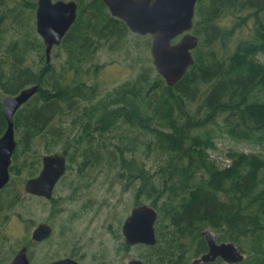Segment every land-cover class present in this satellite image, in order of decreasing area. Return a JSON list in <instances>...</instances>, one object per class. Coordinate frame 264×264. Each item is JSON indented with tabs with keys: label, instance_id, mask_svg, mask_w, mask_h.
Segmentation results:
<instances>
[{
	"label": "trees",
	"instance_id": "16d2710c",
	"mask_svg": "<svg viewBox=\"0 0 264 264\" xmlns=\"http://www.w3.org/2000/svg\"><path fill=\"white\" fill-rule=\"evenodd\" d=\"M37 1L0 0V136L3 98L39 84L15 113L11 171L32 176L51 151L71 163L80 155L79 164L105 160L126 186L136 185V203L158 208V242L136 245L145 264L190 263L208 250L207 228L245 257L197 264H264V0H198L192 32L199 42L183 77L168 85L139 54L137 73L112 88L99 79L97 55L129 48L125 20L104 0H77V18L47 61ZM220 138L258 149L230 146L223 165L213 156ZM109 259L120 264L107 255L99 263Z\"/></svg>",
	"mask_w": 264,
	"mask_h": 264
},
{
	"label": "water",
	"instance_id": "95a60500",
	"mask_svg": "<svg viewBox=\"0 0 264 264\" xmlns=\"http://www.w3.org/2000/svg\"><path fill=\"white\" fill-rule=\"evenodd\" d=\"M198 0H104L112 15L127 23L131 31L151 34V53L157 71L168 85L176 84L194 63L193 49L199 37L192 32L196 4ZM77 0H38L36 8V29L46 45L47 61L51 59L54 45L61 43L78 15ZM177 36H181L174 41ZM39 89V84H30L15 94L3 98V113L7 126L0 136V187L10 178V165L17 145L15 113ZM66 169V156L59 152L43 156L40 174L29 178L26 189L29 192L51 196L56 181ZM159 215L156 206L149 203L135 204L126 217L122 232L128 244H156L155 224ZM46 223L33 231V237L41 238L49 234ZM208 250L189 264L214 261L221 257L226 262H240L245 253L233 240H219L213 228L202 231ZM10 264H29L26 248L19 251ZM49 264H80L75 259H63ZM128 264H145L139 257H133Z\"/></svg>",
	"mask_w": 264,
	"mask_h": 264
},
{
	"label": "flooded vegetation",
	"instance_id": "af4514ba",
	"mask_svg": "<svg viewBox=\"0 0 264 264\" xmlns=\"http://www.w3.org/2000/svg\"><path fill=\"white\" fill-rule=\"evenodd\" d=\"M180 37L177 36L176 40ZM74 135L76 136L73 133L72 136ZM53 152L62 153L60 151L44 153L35 174L24 179L17 177V174L22 173V169H19L17 173L11 171L10 167V178L0 187V264H10L23 248H26L29 264H49L70 258L77 260L80 264H87L88 259L91 258L90 264H100L99 261H103L106 255L110 258L111 255H116L120 264L123 257V264H128L133 257L128 258L126 253L136 248L138 243L128 244L122 227L132 207L138 203L134 202L123 222L118 220L117 225L113 223L109 225L110 231L114 232L115 236L121 233V239L116 237L119 241H124L122 257L121 254L118 256L116 251L111 255L105 250H97L90 254L89 237L88 239L86 237L87 226L80 230L83 216L90 207L101 206L105 202H98L93 197H87V191L92 185L91 179L95 178L98 172H103V166L79 164L82 155L76 156L77 151H75L76 159L71 163L67 154L62 153L66 156V169L54 184L51 196L29 192L26 189L27 180L40 174L43 169V156ZM89 177L91 179H88ZM10 200L15 207H9ZM42 223L49 226V234L41 238L33 237V231ZM83 237L87 240H83ZM116 250L119 252V246ZM126 257L127 261H125ZM109 261L113 264L110 259Z\"/></svg>",
	"mask_w": 264,
	"mask_h": 264
},
{
	"label": "rangeland",
	"instance_id": "374dc122",
	"mask_svg": "<svg viewBox=\"0 0 264 264\" xmlns=\"http://www.w3.org/2000/svg\"><path fill=\"white\" fill-rule=\"evenodd\" d=\"M226 23H229V21H226ZM136 34L139 33L132 31L128 42L130 45L129 48H123L118 51H110L109 49L99 51L97 61L104 64L99 79L104 82L105 88H112L120 82L134 76L141 63L139 54L143 56V59L147 62V64H154L150 49L151 42L149 47H147L145 43V36L148 34H140L142 36L139 37ZM139 50H141V52H139ZM139 60L140 63H138ZM111 133L112 132H109L108 134L112 135ZM114 135L115 134L113 133L112 136ZM101 143H103V141ZM230 146L245 151L258 149V147L253 148L251 145L238 143L229 138H220L218 139L217 148L213 151V156L217 157L219 162L223 165H225V163H230V159L225 156L227 148ZM148 162L150 164L153 163V158L149 159ZM98 166H103L104 170L103 172H98L95 178H88L91 179L92 185L87 191V197H93L97 199L98 202H105L101 206L93 205L90 207V209L83 216L82 223L80 224V230L82 231L84 226H87L88 235L86 234V237L87 239L89 237L90 254L97 250H108L109 255H111V253H115L116 251L118 256H120V254L122 256L124 251L122 250L121 253H119L120 251L118 252L116 250L119 246V240L115 236L114 232L110 231L109 225L110 223L117 225L118 220L123 222L124 218L129 214L134 202L136 203L137 201L136 185L126 186L124 180L119 175V168L107 164L105 160L104 163L101 162V165ZM27 174L28 172L23 170L20 175L17 174V177H23L24 179L28 176ZM21 188H23V184H21ZM140 200L143 201V197ZM41 212L43 214L45 213L43 211ZM86 237H83V240H87ZM140 252L139 247L136 246V248H132L131 252L126 254L128 258H141ZM111 256L113 258L116 257V255ZM128 258L126 257L125 261H127ZM90 262L91 258L88 259L87 264H90Z\"/></svg>",
	"mask_w": 264,
	"mask_h": 264
},
{
	"label": "bare ground",
	"instance_id": "6f19581e",
	"mask_svg": "<svg viewBox=\"0 0 264 264\" xmlns=\"http://www.w3.org/2000/svg\"><path fill=\"white\" fill-rule=\"evenodd\" d=\"M158 209V208H157Z\"/></svg>",
	"mask_w": 264,
	"mask_h": 264
}]
</instances>
